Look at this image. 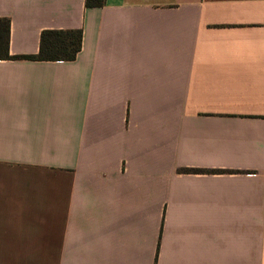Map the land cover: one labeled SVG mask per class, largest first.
I'll use <instances>...</instances> for the list:
<instances>
[{
    "label": "crops",
    "instance_id": "crops-1",
    "mask_svg": "<svg viewBox=\"0 0 264 264\" xmlns=\"http://www.w3.org/2000/svg\"><path fill=\"white\" fill-rule=\"evenodd\" d=\"M0 264H264V0H0ZM189 169V170H185Z\"/></svg>",
    "mask_w": 264,
    "mask_h": 264
},
{
    "label": "trees",
    "instance_id": "trees-1",
    "mask_svg": "<svg viewBox=\"0 0 264 264\" xmlns=\"http://www.w3.org/2000/svg\"><path fill=\"white\" fill-rule=\"evenodd\" d=\"M105 0H86L87 7L104 5ZM10 20L0 17V58L32 60H73L82 44L81 29H45L41 32L40 45L34 54H10ZM189 170V169H185Z\"/></svg>",
    "mask_w": 264,
    "mask_h": 264
}]
</instances>
